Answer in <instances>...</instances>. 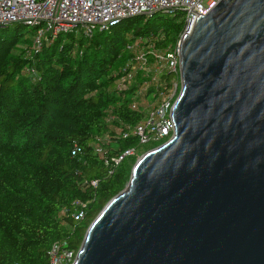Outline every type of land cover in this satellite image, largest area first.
<instances>
[{"label":"water","instance_id":"obj_1","mask_svg":"<svg viewBox=\"0 0 264 264\" xmlns=\"http://www.w3.org/2000/svg\"><path fill=\"white\" fill-rule=\"evenodd\" d=\"M179 76L173 135L137 158L72 264H264V0L197 16Z\"/></svg>","mask_w":264,"mask_h":264},{"label":"trees","instance_id":"obj_2","mask_svg":"<svg viewBox=\"0 0 264 264\" xmlns=\"http://www.w3.org/2000/svg\"><path fill=\"white\" fill-rule=\"evenodd\" d=\"M24 26H0V264H49L53 244L77 252L139 156L116 162L138 147L133 129L145 114L131 109L142 75L116 87L132 63L128 44L143 37L160 50L173 47L184 20L179 10H162L90 38L60 34L38 48ZM171 78L162 75L160 89Z\"/></svg>","mask_w":264,"mask_h":264},{"label":"built area","instance_id":"obj_3","mask_svg":"<svg viewBox=\"0 0 264 264\" xmlns=\"http://www.w3.org/2000/svg\"><path fill=\"white\" fill-rule=\"evenodd\" d=\"M218 1L0 0V26L18 22L35 28L33 47L38 48L44 39L54 41L60 34L73 32L76 36L90 38L95 32L108 30L112 25L132 16L151 15L162 10H179L183 14L184 29L175 46L160 50L150 39L137 38L127 46L133 55L132 63L116 81V87L124 89L138 75H142L144 82L136 95L140 97L131 103V109L141 110L145 114L133 132L138 136L139 144H162L174 133L171 109L180 90V38L183 34L191 32L197 16L208 13ZM165 73H172V78L167 87L160 89L161 77ZM149 89L152 90L148 93ZM143 96L147 97V106H144ZM126 135L123 132L122 137ZM96 151L103 153L98 145ZM136 154V150L130 148L116 162L124 155ZM82 215V212H78L72 216L78 219ZM48 257L49 264H72L76 252L64 244H53Z\"/></svg>","mask_w":264,"mask_h":264},{"label":"rangeland","instance_id":"obj_4","mask_svg":"<svg viewBox=\"0 0 264 264\" xmlns=\"http://www.w3.org/2000/svg\"><path fill=\"white\" fill-rule=\"evenodd\" d=\"M35 31L36 29L33 28V27H30V26H24L23 28V32H25L27 34V36L29 38H33L35 36ZM147 97L146 96H143V102L145 103L144 106H147L148 105V102L146 101ZM149 99V98H148ZM150 104V103H149ZM155 143V142H153ZM152 142L150 143H146V144H139L137 148H135L137 154H139V156L141 154L144 153V151L149 147V145H151ZM157 144H159V142H157ZM132 156H135V155H132ZM138 158V157H137Z\"/></svg>","mask_w":264,"mask_h":264}]
</instances>
